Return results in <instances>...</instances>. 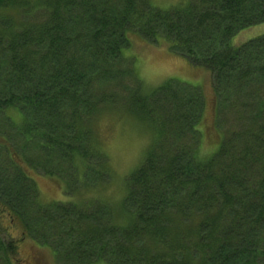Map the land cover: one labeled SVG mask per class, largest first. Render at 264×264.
Instances as JSON below:
<instances>
[{
    "label": "trees",
    "instance_id": "1",
    "mask_svg": "<svg viewBox=\"0 0 264 264\" xmlns=\"http://www.w3.org/2000/svg\"><path fill=\"white\" fill-rule=\"evenodd\" d=\"M262 24L264 0L169 9L149 0H0L5 264L16 263L27 239L56 264H264V35L233 44ZM132 33L211 73L221 131L214 151H202V90L176 80L148 90L124 53ZM130 78L136 87L124 85ZM119 109L149 146L115 208L102 197L111 172L95 123ZM33 145L39 159L30 157ZM32 172L69 176L71 201L42 204Z\"/></svg>",
    "mask_w": 264,
    "mask_h": 264
},
{
    "label": "rangeland",
    "instance_id": "2",
    "mask_svg": "<svg viewBox=\"0 0 264 264\" xmlns=\"http://www.w3.org/2000/svg\"><path fill=\"white\" fill-rule=\"evenodd\" d=\"M149 1L157 8L169 9L183 4L187 0ZM262 35H264V24L242 31L233 39V44L241 46ZM130 39L131 47L129 50H125V56L129 59H134L133 63L135 64L136 74L148 90L156 89L169 80H176L202 90L207 100L203 124L202 151L205 154L214 151L217 143L220 142L219 134H221V131L214 127V92L211 73L206 69L193 67L187 57L170 52L166 45H152L137 33H132ZM126 84L132 88L136 87L135 80L132 78L124 83V85ZM115 91L119 102L117 105L122 108V104H124V99L126 98L124 87H118ZM95 126L99 147L108 157L111 172L107 190L103 193L104 196L102 195V197L115 208H118L126 195L125 181L127 176L142 161L149 146V137L121 109L118 111L108 110L95 123ZM30 157L35 159L41 157L37 145L31 147ZM92 174H88L85 177V181L90 188L95 189L98 182L96 176ZM31 177L37 184L42 204L71 201V198L65 194L63 186L64 179H69V176L62 175L59 177L55 175L54 177H49L42 173L32 172ZM72 185L79 190V193L86 192V190L82 189L85 183L82 186L78 181H74ZM15 231L16 238L22 239V228L17 227ZM3 257L4 255L1 253L0 264H5ZM14 264L56 263L49 250L37 247L33 241L27 239L21 245L17 261Z\"/></svg>",
    "mask_w": 264,
    "mask_h": 264
}]
</instances>
